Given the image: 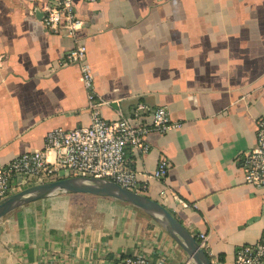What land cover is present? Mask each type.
Here are the masks:
<instances>
[{
  "label": "crops",
  "instance_id": "0c3cea01",
  "mask_svg": "<svg viewBox=\"0 0 264 264\" xmlns=\"http://www.w3.org/2000/svg\"><path fill=\"white\" fill-rule=\"evenodd\" d=\"M48 1L0 0V168L44 149L52 129L90 125L80 68L63 64L78 40L106 119L135 123L143 104L181 123L127 158L141 177L168 159L146 195L207 233L212 260L234 264L239 247L264 237V187L245 181L242 163L264 117V0H74L86 22L75 38L45 28L35 9ZM136 254L194 264L157 221L113 198L59 194L0 220V264H122Z\"/></svg>",
  "mask_w": 264,
  "mask_h": 264
},
{
  "label": "built area",
  "instance_id": "2783aa9c",
  "mask_svg": "<svg viewBox=\"0 0 264 264\" xmlns=\"http://www.w3.org/2000/svg\"><path fill=\"white\" fill-rule=\"evenodd\" d=\"M98 2L102 0H84ZM42 23L50 31L65 33L75 38L86 22L80 16L74 0H49L43 9ZM64 65L80 68L90 108V125L71 130L56 128L45 138V148L29 150L0 168V201L8 195L29 185L71 176H90L115 181L122 187L141 194L147 193L150 179L164 180L169 174L171 163L161 160L152 174H140L127 158L128 148L142 155L150 150L146 137L152 132L167 133L181 123L172 120L165 107L151 110L140 104L135 109L137 122H130L122 115L114 120L106 119L100 110L102 104L95 92V80L87 57V46L76 40L67 52ZM142 112L150 118L143 120ZM257 145L242 156L245 181L264 187V117L256 120ZM55 153L49 159V152ZM201 247L208 249V234L195 235ZM212 264H225L212 260ZM264 261V237L251 245L241 246L235 254L234 264H262ZM122 264H166L144 254L126 256Z\"/></svg>",
  "mask_w": 264,
  "mask_h": 264
},
{
  "label": "water",
  "instance_id": "95a60500",
  "mask_svg": "<svg viewBox=\"0 0 264 264\" xmlns=\"http://www.w3.org/2000/svg\"><path fill=\"white\" fill-rule=\"evenodd\" d=\"M43 18L44 11L35 9ZM59 194H90L113 198L128 203L145 212L179 243L194 264H212L207 251L197 237L160 201L135 191L128 190L113 180L90 176H71L29 185L0 201V220L22 206Z\"/></svg>",
  "mask_w": 264,
  "mask_h": 264
},
{
  "label": "rangeland",
  "instance_id": "374dc122",
  "mask_svg": "<svg viewBox=\"0 0 264 264\" xmlns=\"http://www.w3.org/2000/svg\"><path fill=\"white\" fill-rule=\"evenodd\" d=\"M124 203V202H123ZM128 204V203H127ZM130 205V204H129ZM88 207V206H87ZM90 207V206H89ZM89 209V208H88Z\"/></svg>",
  "mask_w": 264,
  "mask_h": 264
}]
</instances>
